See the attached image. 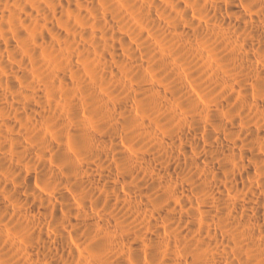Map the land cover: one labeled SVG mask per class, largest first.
I'll list each match as a JSON object with an SVG mask.
<instances>
[{
    "label": "bare ground",
    "instance_id": "1",
    "mask_svg": "<svg viewBox=\"0 0 264 264\" xmlns=\"http://www.w3.org/2000/svg\"><path fill=\"white\" fill-rule=\"evenodd\" d=\"M0 264H264V0H0Z\"/></svg>",
    "mask_w": 264,
    "mask_h": 264
}]
</instances>
